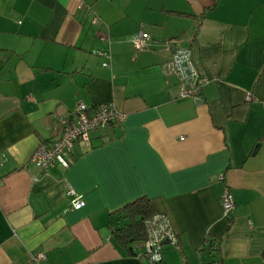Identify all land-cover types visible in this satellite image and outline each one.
<instances>
[{
    "label": "crops",
    "instance_id": "crops-1",
    "mask_svg": "<svg viewBox=\"0 0 264 264\" xmlns=\"http://www.w3.org/2000/svg\"><path fill=\"white\" fill-rule=\"evenodd\" d=\"M176 48L206 78L199 103L161 72ZM78 102L123 119L38 169ZM263 103L264 0H0V264H148L113 234L139 197L176 235L157 264H264Z\"/></svg>",
    "mask_w": 264,
    "mask_h": 264
},
{
    "label": "built area",
    "instance_id": "built-area-1",
    "mask_svg": "<svg viewBox=\"0 0 264 264\" xmlns=\"http://www.w3.org/2000/svg\"><path fill=\"white\" fill-rule=\"evenodd\" d=\"M148 40L145 32H139L132 39L134 49L142 48ZM106 66V63H102ZM163 75H173L178 81L177 97L186 98L193 103L201 102V87L206 78L198 73L188 48H176L171 56L160 65ZM248 98V97H246ZM264 106V103H263ZM123 119V114L109 103H99L87 108L83 102L76 103L73 113L68 118L60 120L61 131L57 138L49 142H39L34 147L30 160L40 170H45L56 163L65 168L68 165L67 152H69L75 139L79 138L88 142V133L108 122L118 123ZM65 195L69 198L70 206L74 209L82 206L83 201L74 192L70 185L65 186ZM233 208V201L228 189H224L220 198L222 215H227ZM174 246L176 235L171 228L168 218L158 212H153L143 220V237L136 244L137 251L133 255L148 264H157L164 245ZM43 258L42 253L33 256L35 261Z\"/></svg>",
    "mask_w": 264,
    "mask_h": 264
},
{
    "label": "trees",
    "instance_id": "trees-1",
    "mask_svg": "<svg viewBox=\"0 0 264 264\" xmlns=\"http://www.w3.org/2000/svg\"><path fill=\"white\" fill-rule=\"evenodd\" d=\"M153 212L154 209L148 199L141 197L124 204L118 211L117 214L121 215L124 224L114 228L113 234L128 251H131L135 241L138 242L142 239L143 220ZM209 247H211V241H209Z\"/></svg>",
    "mask_w": 264,
    "mask_h": 264
},
{
    "label": "water",
    "instance_id": "water-1",
    "mask_svg": "<svg viewBox=\"0 0 264 264\" xmlns=\"http://www.w3.org/2000/svg\"><path fill=\"white\" fill-rule=\"evenodd\" d=\"M169 45H171L172 46V49H174V42L173 41L170 42Z\"/></svg>",
    "mask_w": 264,
    "mask_h": 264
}]
</instances>
